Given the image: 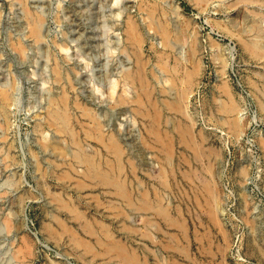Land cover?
I'll return each instance as SVG.
<instances>
[{
  "label": "rangeland",
  "instance_id": "rangeland-1",
  "mask_svg": "<svg viewBox=\"0 0 264 264\" xmlns=\"http://www.w3.org/2000/svg\"><path fill=\"white\" fill-rule=\"evenodd\" d=\"M105 1L87 0L86 2L84 0L81 5L82 8L88 7L83 9L87 13L85 14L82 10L84 16L82 15L83 12L79 11V15L73 18L74 25L71 23L73 28H77V30H79L78 24L82 23L84 26L89 23L88 29L93 27V30L91 28V30H88L87 40H89L87 46L91 47L88 52L91 54V66L96 72V77L103 78L104 76L105 81L103 82H108L107 76L112 72L114 73V68L120 67L122 63L126 64V67L138 68L137 57L131 49L132 45L128 44L126 39L128 19L132 18L137 23L143 36L140 56L144 62L143 66L148 80L153 88V99L162 107L164 119L160 127L162 126L163 133L166 132L165 138L172 135L170 137L174 141V148L171 150L173 158H171V161L166 162L163 160V153L160 152V148L151 147L152 145L150 146L147 142V139L149 141L153 139V137L149 139L147 130L149 121H147V118L137 117L136 127L126 123L124 133L129 134L126 136V144H129V142L130 145L132 144L131 147L125 144V148L128 150L126 158L132 160L134 158V160L132 161L133 164L125 163L127 174L124 173V177L127 176L125 178L130 183L133 182L134 185L131 186L130 184V186L136 195L143 192L144 189H148L154 199H158L160 196L165 197L164 204L169 206L167 208L170 214L178 220H182L185 228L182 229L176 226L177 224H174L175 226L171 225L164 217L157 216L156 213L132 211L130 207L127 208V204L121 199L106 194L103 188L96 187L95 189L91 186L92 189L89 187V189L87 187L84 189L79 188L76 182L80 180L87 184L90 182L81 179L78 173L73 172L72 161L69 158L66 159L59 152H53L52 149L46 151L40 147L41 135L36 128L40 123L45 122L47 115L48 103L43 100L44 96L51 93L57 96V94H63L64 89H67L72 100L80 93L84 98L83 100H85L84 102L91 104L89 99L83 96L84 89H82V85L74 83L78 90L73 89V74H71L70 83V77L66 76L67 81L64 80L60 85L58 84L59 86L51 83L52 87L48 84L47 91V88L41 82H38V77L32 78V81L24 75L18 73L16 75L15 70H13L14 72L11 73L17 78L15 99L12 104L8 105L9 108L7 107L8 117L3 116L0 112V264H132L129 260L118 257L116 250H113L114 252L110 250L109 253L105 242H108L109 245L115 239L117 243L121 242V246L128 249V253L132 254L133 252L142 264L143 262L144 264H264V111L262 107L260 108L261 105L259 106V103L264 101L263 94L260 92L263 84L260 76L264 74V60H258L250 56L245 51L239 36L233 35L231 32L230 34L226 29L227 27L232 28L228 19L237 15V9H230L234 0H211L210 4H204L205 6L197 4L195 0H169L168 2L166 0H125L128 3V9L125 10L121 19L117 20V24L119 23L121 27L116 33H119L122 38L123 46L128 48L126 52H122V49L114 52L111 50L110 44L108 46V39L113 38L111 36L112 31L109 29L114 21L116 22V19L113 17L111 7H108ZM171 1L179 5V16L181 18L178 17L177 11L170 8ZM5 2L0 1V11L3 13V19H5H2V25L0 24V29L3 32L0 35V74L5 72L11 75L8 70L11 68L9 65L14 63L12 57L15 56V52L11 48L10 38L12 35L16 37L15 39L18 36L20 37L16 27L20 26L22 21L24 22V17L21 18L20 16L23 15L24 11L22 12V10L26 9L31 10V12L35 11L36 14L40 11L45 14H43L46 18L44 31L47 38L44 46L46 49H51H49L50 53L45 54L44 58L46 59L42 58L40 52L37 57L41 59L43 64L41 68L47 67H45L47 70L43 69L47 72L46 75L52 78L51 68L54 66L55 59L53 57L56 55L62 63L65 62L63 63L65 74L69 71L73 73L75 67L73 61L67 64L60 51L53 46V40H61L63 37L65 39L63 33L68 30L69 25L71 26L64 18L65 15L62 10L73 6L72 1L42 0L43 5L39 8L33 0L26 2V5L18 0H5ZM12 4L14 6H11ZM219 5L223 6L219 8ZM41 7L44 8L41 9ZM153 8L157 12L155 17L152 18L149 10ZM221 8L222 10H220ZM92 16L93 18H91ZM90 18L93 20L90 21ZM61 19L67 26L64 25L65 23ZM160 22L169 25L168 28L171 30L173 40L172 48L166 47L163 41V35L159 31L162 25ZM181 28L187 31H184L186 33L184 40L187 41L183 40L187 42L186 44L177 39L178 29ZM74 29L73 31H77ZM26 32H29L28 28ZM234 32L238 33L235 30ZM192 35L193 38L196 36L197 40L196 38L193 39ZM83 40L86 41V38H83ZM195 41L196 43L198 41L199 45ZM214 41L225 49L226 64L212 57L210 46ZM195 44L197 48L196 59L201 62V70L199 73L194 74L196 78H192L194 85L189 86L191 82H188L189 85L187 84L185 78L187 75L184 74L194 70L193 64L181 60V55L186 50L188 54ZM188 45L191 47H188ZM50 54L53 60L48 57ZM162 57L165 59H162ZM177 58L182 61V67L177 65ZM166 63L167 68L164 69ZM65 64L67 65L65 66ZM27 65L17 64L19 68L21 67L20 69L24 68L22 70H25L27 68L26 71L32 73L34 67L30 68L29 64ZM14 67L12 68L14 69ZM65 67L67 71H65ZM186 68L189 70L187 71ZM176 69L177 71H175ZM177 72L179 73L177 74ZM89 74L91 75L92 71ZM182 74L184 77L181 76ZM10 75L11 78L12 75ZM78 77L80 78V76ZM174 77L176 78L174 79ZM166 78L175 81L174 83L171 81L165 83L164 79ZM225 83L231 88L234 97L244 109L242 113L243 120L247 121L248 127L246 126V131L240 136L233 135L230 129V132H228V126L223 125L224 121L221 120H225L226 116L215 111L217 105L220 104L218 101L226 99V95L222 90ZM66 85L67 87H65ZM189 87H192V93L187 105L190 112L189 119L194 120L192 121L194 125L191 120L187 119L188 116H182V114L172 111L166 102L172 100V97L178 94L177 92ZM4 88L0 87V91ZM164 89H169L171 92H165ZM39 90L42 91L39 92ZM135 90H137V92L135 91L137 94L140 93L138 87ZM145 101L147 103L148 99H145ZM106 103L103 104V115H107L105 117L109 119L110 116L107 110L112 108L109 103ZM148 103L147 106L151 105L150 101ZM1 104L0 99V108ZM89 106L100 108V106ZM132 108L134 109L132 105L127 106L130 112H132ZM74 112L76 116L77 114L80 115L79 110ZM168 116L170 119L172 118L171 122H169V118L166 119ZM166 123L167 125H165ZM177 123L192 127L194 131L192 132V138L197 139L201 144L204 143L205 147L208 148H206V153L211 149L221 151L224 167L222 199L226 208L225 213L220 217L224 223L222 226L216 225L214 217L210 216L208 206L204 203L203 196L200 198L197 195L196 186L199 180L187 178L186 171L189 172L192 168L200 174L207 175L204 173L202 166L208 163V157L202 159V157L195 155L196 152L187 146V142L180 136L182 133L179 131ZM46 130L51 136L55 134L53 130L48 128ZM200 133H202L201 136ZM56 136L64 138L59 133ZM169 136L167 140L171 139ZM201 138L203 141H200ZM182 140L184 143L180 142ZM206 140L207 143L205 144ZM32 152L38 156L40 160L38 163L36 155ZM137 152H142L140 154L143 155L139 154V156ZM146 162L151 163L149 165H152L151 168L145 165ZM154 168L157 170L156 172L151 170ZM244 168L247 169L246 177L241 174V170H246ZM163 171L167 174L165 175ZM161 173L165 175L169 188H167V185L165 187L164 178L160 176ZM161 181L162 185L160 184ZM140 182H144L141 191L140 189L137 190L140 187ZM200 201L204 203L202 207ZM71 205L77 206L79 212L84 213L86 219L92 222L97 235L87 232L89 230L84 227L87 220L77 214L75 215V213L73 214ZM121 208L124 210L120 211ZM75 216H78V220ZM255 216L259 217L256 218ZM143 218L145 221H143ZM148 220H152L154 225L149 226V223L147 224ZM97 222H100V224L96 225ZM103 222L104 225L109 226L110 235L114 236H109L113 238V240L111 238L112 241L107 235V240L104 237L106 233L103 231V234L102 232L104 225L101 223ZM251 222H255L254 226H251ZM101 228L102 230H100ZM94 235L99 239L101 238L102 243H105L106 246L101 245L100 241L96 242L95 238L97 239V237ZM78 241L83 243L81 244ZM86 244H88L87 247L90 246L95 250L91 248L90 250L86 247Z\"/></svg>",
  "mask_w": 264,
  "mask_h": 264
},
{
  "label": "bare ground",
  "instance_id": "bare-ground-1",
  "mask_svg": "<svg viewBox=\"0 0 264 264\" xmlns=\"http://www.w3.org/2000/svg\"><path fill=\"white\" fill-rule=\"evenodd\" d=\"M2 1L5 2V0H2ZM18 1H20L22 4H25V5H26V2H30V0H18ZM33 1L35 4H37L38 8L43 5L42 0H33ZM71 1L74 5L67 7L66 9L62 10V13L64 12L63 13L65 15L64 18L70 24L71 23L73 24V22H74L73 18L77 17L76 15H79L78 13H80L83 9H87L88 7L82 8L81 4L84 0H71ZM85 1L87 2V0H85ZM168 1L169 0H166V2H168ZM195 1L197 2V4L203 5V6L210 4V2H211V0H195ZM105 2L108 5V7H111L113 17L116 19V22L114 21V23L111 25V28L109 29L112 31L111 36L114 39L113 38L108 39L109 40V41H107V42H109L108 46L110 44L111 50L114 52H117L121 49H122L121 50L122 52H126L128 48L123 46L122 38L119 36V33H116V31L118 29H120V27H121V25L119 23L117 24V20H120L121 17L123 16V13H125V10L128 9V3L125 0H107ZM105 2H103V3H105ZM171 3L172 4H171L170 8L174 11H177L178 17L181 18L179 16V5L177 3H175L174 1L173 2L171 1ZM102 5H104V4H102ZM11 6H14V5L12 4ZM222 6L223 5H219V8ZM42 8H44V7H41V9ZM155 8H156V6H155ZM155 8L149 10L150 11V17H152V18L155 17V14L157 12V10ZM231 8L237 9V15L234 17H230L228 19L229 25L231 24L230 27H232L233 29L228 28V27L227 28L225 27V28L228 30L229 33L231 32L233 35L239 36V39H240L245 51L250 56H252L258 60H264V0H234L233 3L231 4L230 9ZM220 10H222V8ZM90 11L92 12V9ZM22 12H23V15H21L20 17L21 18L24 17L23 18L24 22L22 21L23 23L21 22L20 26L18 25L16 27L18 30L17 32L20 33V34L19 33H17V34H19L20 37L18 36L19 38L17 37V39H15L16 37H14L12 35L14 33H12L11 34L12 36L10 38L11 48L15 52V53L13 52L15 54V56L14 57L11 56L14 60V63L13 64L10 63L11 65H9V67L11 66V68L8 71L11 73V72H14L13 70H15L16 75H18V74L24 75L29 80L30 79L32 80V78L38 77V82H41L45 88L48 87V84H50L51 86H52V84H57V85L59 84L60 85L62 82H64V80L67 79L66 76H68V78L70 77V79H69V83H70V80L72 79L71 74H73V86H72L73 89H77V87L75 85L76 83L81 84L82 89H84V92H82L84 94L83 96L86 97L87 99H89V101L91 103V104H89V102L85 103L84 102L85 100H83L84 98L81 96L82 94H80V93H79V95H77L76 98H73V100H72L71 96L67 92V89L66 90L64 89L63 94L60 93V94H57V96H54L53 93L49 94L48 96L43 95L44 96L43 100L45 102L47 101L48 107L46 108L47 115L45 118V122L40 123L39 126H37V128H36L38 133L40 132L39 134L41 135L39 146L44 148L46 151L52 149L53 152H59L61 155H63V157H65L66 159L69 158L72 161L71 165H73V167H72L74 169L73 172L78 173V175L81 177V179L88 180L90 182V183L88 182L89 184H87L84 181H81V180L78 181L77 180L78 182H76V183H77V186L79 188L84 189L87 187V189H89L90 186L92 188L94 187L95 189H96V187L103 188V190L105 191L106 194H111V195L116 196L118 199H121L123 202H125L127 204L126 205V206H128L127 208L130 207L132 209V211L139 212V213L140 212L141 213H156L157 216L159 215V216L164 217L167 222L171 223V225L177 224L176 226H179L182 229H184L185 225L182 222V220L180 221L176 217L172 216L170 214L169 209H168L169 206H166L164 204L165 197L160 196L157 199L156 195H155L156 199H154L148 189H144L143 192H140V193H138V195H136L135 191H133V189H131V186L134 185L133 182L131 181V183H130L126 179L127 176H125L126 178L124 177V173L127 174L125 163L126 162L132 163V161L134 160V158H133V160L130 158L129 159L126 158V153L128 150L125 147L127 145H130V142H129V144H126V136L129 135V134L126 135L124 133L126 123L130 124L132 127L133 126L136 127L137 117L142 116L143 118H147L148 119L147 121H149V124L147 126V130L149 133V139H150V137H153V139H151L150 141L147 139V142H148V144H150V146L152 145L151 147L156 146L155 148H160V152L163 153V160L164 161L169 162L172 160L171 158H173V155H172L171 150H172V148H174L173 147L174 141L172 140V137H170L172 135H170V136L168 135L169 138H171L170 139L171 141L167 140L168 136L165 138L166 132L163 133L164 131H162V129H161L162 126L160 127V125H162L163 119H164V117L162 115V107L157 102H155V100L153 99V88H152V86L148 80L147 73L145 72V69L143 66L144 62L142 60V57L140 56V52H141V48H142V44H143V36L141 35V33L139 31L137 23L135 21H133L132 18H129L128 24H127V30H126V33H127L126 39L128 41V44L130 43V45H132L131 49L133 50V53L137 57V64H138L137 69H133L131 66L126 67V64L122 63L120 67L114 68V70H113V71H115L114 73L109 72L111 74H109L107 76L108 82H105V83L103 82V81H105L104 76H103L104 79L102 77L97 78L96 72L91 66V61H90L91 60V58H90L91 54H90V52H88V51H90L91 47L87 46L88 40H89V39L87 40V35H89L88 30L91 27H89V29H88L87 26L89 23L86 22V23H88L87 26H84L83 23L80 25L78 24L79 30H77V28L76 29L73 28L74 24L73 25L71 24V26L68 24L69 25L68 30H65V33H63V34H65V39L63 37L62 38V39H64L63 41H62V39L61 40H53L54 41L53 46H55V48L58 51H60V53L63 55V58L65 59L66 63L69 64V63H71V61H73V64L75 65V67L72 71L73 73H70V71H69L70 74L68 72H66V74L68 73V75H66L64 72V66H63V63H65V62L62 63V61H60L58 59V56L57 55L55 56L53 54L55 56V57H53V59H55L54 60L55 62H54V66L52 68L49 67L52 69V74L49 73L52 75V78H50L46 75L47 72L45 70H43L46 66L42 69L41 67H43V64L41 62V59L39 57H37L38 53L40 52V55L42 53V58H44L45 54L50 53L49 49H51V48L46 49V47L44 46L45 45L44 42L46 41V38H47V35L44 31V25H45V19H46L45 16H43L44 13L40 11L41 13L39 12L38 14H36L35 11L31 12V10H28V9L22 10ZM34 12H35V14H34ZM84 12H83V14L82 13L81 14L84 15ZM86 13L87 12H85V14ZM94 15H95V13L93 14V16ZM93 16L91 18H93ZM91 18L89 19L90 21L93 20ZM2 19H3V13L0 11V24L2 22ZM3 20H5V19H3ZM20 20H22V19H20ZM61 21H62V19H61ZM81 21H82V19H81ZM62 22H64V21H62ZM75 22H77V21L75 20ZM79 23H81V22H79ZM160 23H162V22H160ZM64 25L67 26L66 23ZM166 25H164V23H162V25L159 28V31L163 35L162 37L164 38L163 41H164L166 47L172 48V44H173L172 33H171V30L168 28L169 25H167V26ZM27 28L29 31L28 33L26 32ZM96 28H98V27H96ZM5 29H6V27H5ZM73 29L77 30V31H73ZM94 30H95V28H94ZM178 30L179 31L177 32L178 33L177 39L181 40L180 42H182L186 38L185 32H187V31L183 30L182 28L178 29ZM234 30L238 31V33L236 34L234 32ZM1 32L2 31L0 29V35H1ZM92 32H91V34H92ZM15 33H16V31H15ZM74 33H75V35H73ZM83 38H86V41L83 40ZM109 38H110V36H109ZM192 38H193V35H192ZM194 38H196V36ZM196 40H197V38H196ZM184 41H187V40H184ZM184 43L186 44L187 42H184ZM195 43H196V41H195ZM196 44L199 45L198 41ZM196 44L194 45V47H192L189 50L188 54H187L188 51L186 50V52H182L183 54L181 55V60L183 59L185 62H187V63L191 62V64H193V68H194L193 71H188L189 69L186 68L188 72L186 74L183 73L184 75H187L185 77L187 84H188V82H191V83H189L190 85L188 84L189 86L194 85L192 78L193 77L196 78V75H194V74L196 72L199 73V71L201 70V62L196 59V54H197ZM47 47H48V45H47ZM188 47H191V46L188 45ZM210 47H211L212 57L215 59H218L219 61L221 60L222 62H224L226 64L227 59H225V54H224L225 49L216 41H214ZM31 51H32V54H31ZM48 57H50L51 60H53L51 54ZM44 59H46V58H44ZM162 59H165V58L162 57ZM177 60H178V58H177ZM181 60H178V62H177V65L180 67H182V61ZM17 64H21L23 66L29 64L30 68L34 67V70L31 69L33 71H32V73H29V72H27L28 70L26 71L27 68L25 70H22L24 68L20 69L21 67L19 68L17 66ZM67 64H65V66ZM13 65L16 67H14ZM12 67H14V69ZM6 68H8V67L6 66ZM165 68H167V63L165 64L164 69ZM174 69H175V67H174ZM180 70H181V68H180ZM180 70H178V71H180ZM65 71H67L66 67H65ZM90 71H92L91 75L89 74ZM175 71H177V69ZM178 73L179 72H177V74ZM101 74H102V72H101ZM183 74L181 76L184 77ZM9 75L10 74H6L5 72H3V73L1 72V74H0V87H5L3 90L0 91V99L2 102L0 112H2L3 116H5V117H8L7 107L9 108L8 105L13 103L12 101H14V99H15L14 93H15L16 88H17L16 76H13V73H11L12 77L10 78ZM75 76H77V77H75ZM78 76H80V78ZM115 76H117V77H115ZM260 77L262 79L261 82L263 83L262 88L260 89V92H262L263 97H264V74H261ZM75 78H76V82H75ZM175 78L176 77H174V79ZM174 79H172V81H171V79L169 80L166 78V79H164V81H165V83H168L170 81L174 83V81H175ZM182 80H183V78H182ZM69 83L67 82V84H69ZM253 83L255 84L256 82H253ZM71 84H72V82H71ZM54 86H56V85H54ZM50 87H49V89H50ZM65 87H67V85ZM137 87L140 90V93H138L139 95L136 93L137 90H135V88L137 89ZM191 88L192 87H189L188 89H185L181 92L179 91L180 93L177 92L178 94L177 95L174 94L175 96L172 97V100L166 101L168 106L172 109V111L174 110V111L182 114V116H188L187 119H189V115H190L187 103H188L190 94L192 93ZM42 90H43V88H42ZM222 90H223V93H225L224 95H226L225 96L226 99L218 101L220 103L218 105L215 102L217 105V110L215 109V111L218 112V114L223 113L226 116L225 120L224 119H221V120L224 121V122L222 121L223 125L226 124V127L228 126V129H227L228 132L232 131L231 133H233V135L240 136L241 134H243L246 131L245 129L247 126V121L243 120V114L242 113L244 112V109L238 103V101L236 100V98L234 97V95L232 93L231 88L226 83L223 84ZM258 90H259V88H258ZM41 91L39 90V92H41ZM47 91H48V88H47ZM165 92H171V91H169V89H167V90H165ZM172 92H173V90H172ZM42 94H43V92H42ZM169 95H171V94H169ZM75 96H76V94H75ZM145 99L146 100L148 99V101H150L151 105H148V106H151L152 108L147 106L148 101L146 103ZM106 102L109 103V105H111V108H112L111 110H107V112H109V116H110L109 119H107L105 117L107 115H103V113H104L103 112V104ZM89 105H92V106L94 105L95 107L100 106V108L97 109L94 107H90ZM128 105H132L134 107V109L132 108L133 109L132 112L129 111L130 109H127ZM164 106H165V104H164ZM259 106H260V108L262 107V110L264 111V101L259 103ZM104 108H105V106H104ZM101 109H102V111H100ZM76 110L80 111V113H79L80 115H78V114H77V116L75 115L74 111H76ZM106 114H108V113H106ZM103 117H105V118H103ZM122 117H124V118H122ZM168 118L170 119L169 116L166 117V119H168ZM171 119L169 122H171ZM189 120H191V119H189ZM192 121H194V120H191V122ZM218 123H220V122H218ZM170 124H172V123H170ZM177 124L179 125L178 126L179 131L182 133V135H180V136L183 137L184 139L183 138L182 139L187 142V146H189L190 148H192L193 151L196 152L195 155L202 157V159H206L205 157H208L207 158L208 163H206L202 166L204 173H206L207 175L200 174L196 169L192 168V169H190L191 171H189V172L186 171L187 178H190L191 180H194V179L199 180V183L196 186V189L198 191L197 195L200 198H202V196H203L204 203L206 206H208V209L211 213L210 216L214 217L215 220L213 218L212 219L215 221L216 225L219 224L222 226V224L224 225V223L222 222L220 217H221V215H223L225 213L226 208H225V203L223 202V199H222V197H223L224 167H223V163H222V159H221V156H222L221 151L216 150V149H211L208 151V153H206V150L208 148L205 147L204 143L201 144L197 139L192 138V132H194L192 127H190L186 124H179V123H177ZM165 125H167V123ZM193 125H194V123H193ZM127 127H129V126H127ZM176 127H177V125H176ZM47 128L50 130H53V132H55V134L51 136V134L46 130ZM78 129H80V130H78ZM229 129H230V131H229ZM58 133L62 134L64 136V138L56 136V135H58ZM181 133H179V134H181ZM201 134L202 133H200V136H201ZM138 137H139V135H138ZM202 138L200 141H203ZM204 139H205V137H204ZM183 140L180 142L184 143ZM263 142H261V143H263ZM206 143H207V140H206L205 144ZM125 144H126V146H125ZM131 145H130V147H131ZM183 145H185V144H183ZM98 147H99V149H98ZM132 147H134V146H132ZM134 149H136V148L134 147ZM195 152H193V153H195ZM32 153L34 154V152H32ZM140 153H142V152H140ZM140 153H138L137 155H139ZM130 154L132 155V152ZM34 155H36V154H34ZM131 155H130V157H131ZM35 157L37 158L36 160L38 163L40 160H39L37 155ZM135 157H137V156H135ZM199 157H196V158L200 159ZM158 160H160V159H158ZM163 160H162V162L164 163ZM201 160H200V162H201ZM135 162H136V160H135ZM150 164L151 163H149V162L145 163L146 166L147 165L149 166ZM151 166H149V167L151 168ZM244 169H246V168H244ZM151 170H153V172L157 171V170H155V168L151 169ZM246 171H247V169L245 171L241 170V172H242L241 174H243V177H244V175L246 177ZM131 172H132V167H131ZM164 172L165 171H163V173ZM163 173H161L160 176L161 177L163 176V178H164L163 181H164L165 187L168 186L167 188H169V184L167 183V179L165 177L167 172H166V174L164 173L165 175ZM157 176H156V178H158ZM76 179H78V178H76ZM158 180H160V179H158ZM12 183H13V181H12ZM143 183L144 182H140V184H139L140 187L137 185L139 188H137V186H136L137 190L140 189V191H141V188L144 185ZM130 184H131V186H130ZM160 184L161 185L163 184L162 181L160 182ZM73 187H75V186H73ZM153 187H155V186H153ZM79 188H77V189H79ZM92 188H90V189H92ZM154 189H156V187ZM154 189H153V191H154ZM145 190H148V191L144 192ZM158 195H159V193H158ZM73 201H74V199H73ZM61 202H63V201H61ZM114 203L116 204L115 201H114ZM204 203H201V201H200L201 207H202V205H204ZM101 204L104 205L103 203H101ZM115 204H113V205H115ZM66 205L69 206L68 204H66ZM74 206H72L73 207L72 208L73 214L75 213V215L77 214L79 217L86 219V217L84 216V213L81 214L79 212L77 206L76 207H74ZM99 206H100V204H99ZM117 207H115V208L117 209ZM110 208H112V207L110 206ZM116 209H114V210H116ZM122 209L123 208H121L120 211ZM208 209H207V211H208ZM210 213H208V214H210ZM248 215L250 216V214H248ZM77 217H76V219L78 220ZM147 217H146V219H147ZM255 217L257 218L259 216H255ZM144 218H143V221H145ZM252 218H254V217H252ZM86 220H87L86 226H84L85 224H82V225L85 227V229L89 230V231L86 230L87 232H89V233L91 232L94 234L96 232V229H94L92 222L89 221V219H86ZM96 221L97 220L95 219V222ZM250 221H251V219H250ZM246 222L248 223L247 219H246ZM98 223L100 224V222H97L96 225H98ZM101 224L104 225V222ZM147 224L149 226H151V224L154 225V223H152V220L151 221L148 220ZM253 224H255V222H253V223L251 222V226ZM107 226L104 225L103 230H102V228L100 230H102V232L104 231L106 233V234H104V232H103V234L105 235L104 237H106V235H107L108 238H110L109 236H111L112 234L110 235V231H109L110 228H109V226L108 227ZM221 226H219V227H221ZM100 233H101V231H100ZM95 234L97 235V233H95ZM74 237H75V235H74ZM95 237H97V236H95ZM112 237H114V236L112 235ZM111 238H110V240H111ZM97 239L95 238L96 242L97 241H100V243L103 242V240H101V238L99 239L97 237ZM170 239H172V238H170ZM106 240H107V237H106ZM112 240H113V238H112ZM115 240H113L109 245H108V242H105L107 247H108V248L107 247L106 248L108 249L109 253H110V250L111 251L116 250L117 256L119 255L118 257L122 258L123 260H129L132 264L133 263L134 264H142V262H140L139 258L133 252H132V254L128 253L127 252L128 249L124 246H121L122 245L121 242L117 243V240L115 243L114 242ZM81 241H83V240H81ZM78 242H80V241H78ZM105 243H102L101 245H104ZM173 244H175V243H173ZM87 245L88 244H86V247H87ZM106 245H104V247ZM87 248L90 249L91 247L88 246ZM106 248H105V250H106ZM91 249H94V248H91ZM105 250H104V252H106ZM185 250H187V249H185ZM182 251H183V249H182ZM89 252H94V251H89ZM262 254H263V252H262ZM143 264H144V262H143Z\"/></svg>",
  "mask_w": 264,
  "mask_h": 264
}]
</instances>
